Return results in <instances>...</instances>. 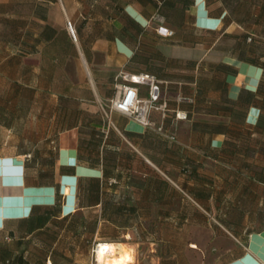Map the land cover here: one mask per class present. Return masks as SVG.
Here are the masks:
<instances>
[{
  "label": "crops",
  "instance_id": "1",
  "mask_svg": "<svg viewBox=\"0 0 264 264\" xmlns=\"http://www.w3.org/2000/svg\"><path fill=\"white\" fill-rule=\"evenodd\" d=\"M159 26L175 30L179 48L196 53L179 57L186 69L190 62L196 61V69L205 60L220 62L219 71L204 65L203 74L175 81L186 85L180 91L191 103L177 102L179 91H168L166 64L172 56L163 49L171 46L160 44ZM252 37L264 38V0H0V126L6 135L0 151L2 237L10 239V225L36 214L30 216L33 205L54 203L56 188L31 173L39 158H52V180L65 196L59 217L77 212L79 177H96L100 207L111 199L117 207L135 208L129 226L114 225L143 233L139 243L153 246L154 264H264V226L246 238L240 230L214 241L197 237L198 228H207L199 224L206 220L203 213L173 208L200 207L216 216L217 181L206 175L205 165L237 163L234 150L245 129L262 141L264 126L256 123L264 115V94L258 95L264 66L248 59L258 50L264 53V45L251 44ZM230 38L238 43L223 44ZM143 71L164 82L169 105L165 114L152 111L150 126L110 109L122 81L118 75ZM140 90L147 95L146 86ZM177 108L187 110L188 118L177 119ZM24 147L52 151L19 150ZM230 147L234 154H224ZM257 154L264 172L263 145ZM78 156L76 174L62 176L61 165L76 164ZM94 156L97 166L91 164ZM238 212V218L218 222L225 228L252 227L253 207ZM7 262L0 251V264Z\"/></svg>",
  "mask_w": 264,
  "mask_h": 264
},
{
  "label": "rangeland",
  "instance_id": "2",
  "mask_svg": "<svg viewBox=\"0 0 264 264\" xmlns=\"http://www.w3.org/2000/svg\"><path fill=\"white\" fill-rule=\"evenodd\" d=\"M161 23V21H157L158 25ZM160 28L159 26L156 30L161 39L160 44L171 46L163 49L167 55L172 56L166 64L168 71L166 75L172 81L168 84L169 92L179 91L176 95L178 97L185 94L183 89L180 91V87L186 85H180L175 81L185 80L186 76L190 77L197 73L203 74L204 69L201 66L217 65L216 70H220L218 60H205L199 69L192 68L195 65L186 69L187 66L180 62L179 57L196 56V53L179 48L182 42L175 30H173V36L167 37L161 32ZM236 43H238L237 38H230L223 42L226 45H236ZM251 44L261 47L264 45V38L252 37ZM251 55L264 56V53L258 50ZM208 72H211V69ZM262 123L264 124V118ZM5 138L3 127L0 126V151L3 150V145L6 143ZM242 139L243 141L234 150L240 155L237 163L222 162L205 165L206 175L217 181L218 201H220L221 207L217 209L216 216L213 215L212 211L204 212L200 207H173L174 212L181 211L184 213L186 210L192 212L193 209H198L200 213L205 215L206 220L204 222L200 221L199 224H205L207 228H198L197 237L211 236L215 241V237L221 234L231 236L236 232L239 234L241 230V235L246 238L250 232L261 230L264 226V182L260 180L264 178V172L261 170L260 159L257 157L259 155L257 153H260V146H264V133L262 141H260L259 134L251 138L249 130L245 129ZM19 150L24 152L52 151L48 148L37 147H24L19 148ZM234 152L231 153L230 147L224 154H234ZM247 159L248 161H246ZM235 167H239V169ZM55 168V159L39 158L38 164L34 163L31 173L37 182L49 183L52 181ZM244 170H246V174H244ZM251 172L253 174L250 177ZM91 179L88 177L82 179L79 208L74 216L62 219L54 213L47 212V208L42 206L36 210V214L31 219L24 220L25 222L21 224L9 226L10 239H5L2 237L3 234H0V251L9 258L7 264H18L14 262V258L17 259L19 256H21L23 264H99L96 256V244L99 242L124 245L126 250L131 251L134 259L130 264H154V260H151L150 256L154 251L153 246L147 243H139L143 233L135 232L133 235L129 233V231L132 232L131 229L117 228L111 222L100 220L97 217V214H100V205L95 208L88 207V204L92 201L90 199L92 195L90 190ZM244 187H247V193H249L247 196H244ZM248 188H250L249 191ZM36 195L42 196V198L45 195L47 197V194L39 195L37 193ZM215 204H217V201ZM41 205H47V202H42ZM65 205H67V202ZM244 207H253L252 227L246 229L225 228L218 222L219 219L238 218V211ZM209 209L211 210L212 207ZM209 220L210 223H208ZM144 223L146 224V222ZM256 239L259 238L256 237ZM190 263L188 261V264Z\"/></svg>",
  "mask_w": 264,
  "mask_h": 264
},
{
  "label": "built area",
  "instance_id": "3",
  "mask_svg": "<svg viewBox=\"0 0 264 264\" xmlns=\"http://www.w3.org/2000/svg\"><path fill=\"white\" fill-rule=\"evenodd\" d=\"M68 30L75 38V31L71 22L67 23ZM161 32L166 30L165 36L171 37L174 32L168 29L160 28ZM117 78L122 81L116 84V94L110 101V109L120 111L136 122L150 126L151 113L154 110L162 111L163 114L169 109L167 101L164 99L163 81L155 74L149 72L140 73H120ZM140 86L147 87V95L142 96ZM177 102H192L191 97L180 95ZM177 119H187L188 111L177 108L175 110ZM101 242L97 243V247Z\"/></svg>",
  "mask_w": 264,
  "mask_h": 264
},
{
  "label": "trees",
  "instance_id": "4",
  "mask_svg": "<svg viewBox=\"0 0 264 264\" xmlns=\"http://www.w3.org/2000/svg\"><path fill=\"white\" fill-rule=\"evenodd\" d=\"M192 2H194V0H192ZM174 22H177V20ZM244 39L246 41H247V39L249 41L251 40V38H244ZM248 60L250 62H252L253 64H262L264 66V61H261V56H257V57L252 56ZM189 64L192 67L195 64V62H190ZM143 72H149V73L155 74L158 77V75L152 71H143ZM258 93H259L258 94L259 96L261 94H264V80H262V82L258 88ZM183 96L189 97L186 94H183ZM189 103H191V102H189ZM263 118H264V115L262 113H260L258 121L256 123L257 126H259V127L264 126V124L262 123ZM90 151L96 153L97 149L92 148V149H90ZM92 159H93V161L91 163L92 166H97L99 164L98 159L95 156L92 157ZM80 162H81V158L78 156L76 164L61 165V175L62 176L63 175H75L76 174V166L80 165ZM88 178H92L91 179L92 185L90 187L91 194H92L90 199L92 201L90 202V204H88V207L95 208L101 203V181L99 178H96V177H88ZM82 179H83V177H79V179H78V190H77L78 205L80 203V197H81ZM260 180L264 182V178L260 179ZM46 184H48L46 186H52V187L56 188L55 201H54V203L47 204V205H41V204L33 205L32 209H31L30 216H32L34 214V212L39 207H42V206H45L47 208V212L54 213L58 217L62 214L63 204L65 202V196L61 191V184L58 182L56 183V181H54V180H52L51 182L46 183ZM200 198L207 199V198H209V196L208 195L205 196V195L201 194ZM105 205H106V207H100V214L99 215L97 214V217L100 220H102L103 218H107L111 223H113L115 225L120 223V224H123V225L125 224V225L129 226V222L131 219L130 217L132 216V214L135 210L134 207H117L116 202L111 200V199L105 201ZM75 213H68L61 218L62 219H68V218L74 216ZM126 213H127V215L129 214V216H126ZM11 220L12 219H6V221H8V222ZM6 224L4 225L3 229H6V227H7ZM14 262H17L18 264H23L21 256H19L17 259L14 258Z\"/></svg>",
  "mask_w": 264,
  "mask_h": 264
},
{
  "label": "bare ground",
  "instance_id": "5",
  "mask_svg": "<svg viewBox=\"0 0 264 264\" xmlns=\"http://www.w3.org/2000/svg\"><path fill=\"white\" fill-rule=\"evenodd\" d=\"M96 254L99 264H130L134 260L131 251L122 244L101 243Z\"/></svg>",
  "mask_w": 264,
  "mask_h": 264
},
{
  "label": "water",
  "instance_id": "6",
  "mask_svg": "<svg viewBox=\"0 0 264 264\" xmlns=\"http://www.w3.org/2000/svg\"><path fill=\"white\" fill-rule=\"evenodd\" d=\"M163 32L166 33V30H164Z\"/></svg>",
  "mask_w": 264,
  "mask_h": 264
}]
</instances>
